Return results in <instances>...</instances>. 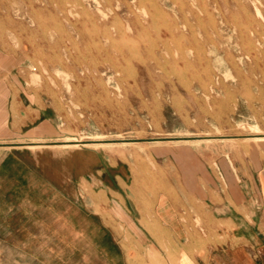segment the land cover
<instances>
[{"label": "rangeland", "instance_id": "obj_1", "mask_svg": "<svg viewBox=\"0 0 264 264\" xmlns=\"http://www.w3.org/2000/svg\"><path fill=\"white\" fill-rule=\"evenodd\" d=\"M5 85L44 124L0 148V264H177L116 218L127 194L134 216L192 192L264 218V0H0Z\"/></svg>", "mask_w": 264, "mask_h": 264}, {"label": "crops", "instance_id": "obj_2", "mask_svg": "<svg viewBox=\"0 0 264 264\" xmlns=\"http://www.w3.org/2000/svg\"><path fill=\"white\" fill-rule=\"evenodd\" d=\"M6 88V85L0 87V148L4 147V142L8 137L11 139L21 135L20 132H22L24 126L31 124L32 129L38 132L42 130L44 124L43 122L33 124L38 118V115H33L29 109H27V113H22L24 107L16 92L11 94L10 99L12 100L9 106H7L6 99H8V95ZM45 146L55 147V145L50 144H36L30 147L35 149ZM182 187L187 193L190 192L183 184ZM208 189L207 187L206 193L211 195ZM127 200L128 202L126 204L124 200L117 198L114 204L116 203L115 211L118 214L115 215L114 211L112 213L117 219H120L119 213L124 212L128 219L133 220V223L130 222L131 224L128 225L130 226V231L135 232V235L139 239V245L142 247L150 245L147 244L149 241L159 246L158 249L162 251L168 250L165 248L168 245L165 240L166 235L173 237L176 242L174 244V251L179 252L177 264H264V242L262 240V236H264L262 229L264 218H256L254 214L250 219H247L240 211L237 212L242 217L230 216L225 211V208L229 210L230 206L220 203L224 201L222 196L216 199H210V197L207 199L200 198L197 194H192L191 192V195H178V197L172 198L165 192L158 197L153 207L145 205L141 207L133 203V209L137 210L139 213L138 216L132 215L130 211V196L128 194ZM261 204L263 205V199ZM184 205H186L185 208ZM199 207L203 209L212 208L209 212L214 227L210 228V230L218 231L221 239L226 237L230 238L232 243L222 245L215 241L208 244L205 250L203 247L189 241V235H193L195 231H210L208 228L202 229L194 226L193 222L198 218L194 211H197ZM186 208L190 210V218H188V213L184 211ZM184 215L186 216L185 219L183 218ZM230 224L235 225L234 230L229 229L231 227ZM248 224L253 226L255 229L253 231L254 235L258 237V240H255L253 243L244 242L247 241L248 237ZM137 231H140V233ZM169 251H173L171 245ZM205 253H207L206 258L203 256ZM156 257L154 255V261H156Z\"/></svg>", "mask_w": 264, "mask_h": 264}, {"label": "bare ground", "instance_id": "obj_3", "mask_svg": "<svg viewBox=\"0 0 264 264\" xmlns=\"http://www.w3.org/2000/svg\"><path fill=\"white\" fill-rule=\"evenodd\" d=\"M255 12H256V14L257 15H259V18H262L263 17V15H262V13H261V11H260V9L258 8V7H256V9H255ZM167 15V14H166ZM163 24V23H162ZM24 58V57H23ZM37 78V77H36ZM38 79V78H37ZM254 128V127H253ZM255 129V128H254ZM258 131V129H255V131ZM252 139H254L255 141H262V140H264V136H257V137H254V138H252ZM75 145H78V144H75ZM100 145H105V144H100ZM71 145H67V144H64L62 147H70ZM154 254V253H153ZM153 262H155V261H153ZM155 263H157V262H155Z\"/></svg>", "mask_w": 264, "mask_h": 264}]
</instances>
